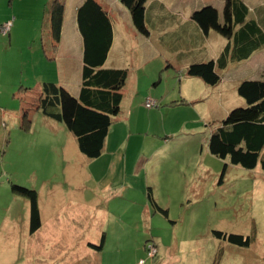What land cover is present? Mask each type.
Listing matches in <instances>:
<instances>
[{
    "label": "rangeland",
    "instance_id": "rangeland-1",
    "mask_svg": "<svg viewBox=\"0 0 264 264\" xmlns=\"http://www.w3.org/2000/svg\"><path fill=\"white\" fill-rule=\"evenodd\" d=\"M226 1L179 0L188 10L212 2L220 14ZM244 1L252 9L264 4V0ZM50 5L51 1L47 8ZM17 7L15 10L20 11ZM26 24L30 26L31 22ZM24 42H28L24 35L17 36L12 46L0 53V227L4 217L12 218L8 227L0 228V264H215L219 250L223 254L216 264H264V171L261 165L255 169L234 165L229 158L213 155L208 146L211 133L228 115H221L223 106L229 105L232 110L246 105L237 87L232 88L234 79L243 75L261 78L264 74V47L250 60L224 72L218 113L202 122H193L192 114L187 113L191 130L180 135L181 142L177 134L176 146L164 152L162 166L153 161L146 168L141 160L138 170L136 161L132 168L129 161L126 169L114 161L118 153L111 150L110 155L87 164L86 174L77 170V159L70 158L72 151L66 152L70 133L63 122H55L41 109L31 107L28 115H23L27 107L35 106L29 102L37 92L34 83L40 79L38 75L49 81L55 66L46 56L53 55L50 49L47 54L43 49L40 56L29 47L25 50L21 46ZM226 42L218 34L211 35L207 46L215 56ZM149 45L147 41L138 44L126 68L134 74L137 68L140 74L149 71L157 89L160 84H169V77L162 82L160 79L175 72V59L167 52H155V48L145 55ZM119 50L116 56L123 54ZM146 56L149 60L144 63ZM21 85L28 88V94L20 92ZM148 85V81H141L143 90ZM182 108L192 112L195 107ZM54 123L62 127L57 133L52 129ZM177 145L179 149L175 150ZM137 171L143 172L138 176ZM146 176L147 188H153V198L167 214L149 204L146 193L127 196L123 191L116 195L115 188L121 190L118 186L124 182L136 184V177L146 181ZM13 184L38 191L46 217L35 235L30 234L27 222L30 202L12 190ZM55 200H59L58 209L69 206L73 214L69 208L59 211ZM85 208L86 226V217L76 214ZM213 230L253 235L255 239L250 247H240L214 237ZM99 231L108 236L104 248L93 250L91 257L82 256L84 240L89 236L99 243L101 238H94ZM72 238L79 242L70 244Z\"/></svg>",
    "mask_w": 264,
    "mask_h": 264
},
{
    "label": "crops",
    "instance_id": "crops-1",
    "mask_svg": "<svg viewBox=\"0 0 264 264\" xmlns=\"http://www.w3.org/2000/svg\"><path fill=\"white\" fill-rule=\"evenodd\" d=\"M49 1H51L52 4V1L54 0H0V25L12 22L8 33L3 34L2 31H0V53L3 52L6 47L12 46L15 37L17 38V36L20 37L23 35L24 40L29 42L21 44V46L25 47V50L29 47L34 50L36 54L39 52L41 56V51L43 49H45V54L48 53L47 48L50 49L51 53L53 52V55L46 56L49 57L51 64L54 63L55 65L53 71L54 74L52 72L53 78L49 81H45L42 79L43 77L41 75H38L40 79L35 80L34 83L36 85V90H39L44 82H55L67 88L73 95L79 96L82 87V73L84 66V41L77 23V10L85 0H64L65 7L59 40H56L55 37H53L52 32L48 27L49 8H47V5ZM101 2L109 11L114 28V41L105 63V67H129L128 62L132 58L133 50L139 47L138 44H143L145 41L151 44L145 47V55L148 51L155 48V52H167L171 54L173 59H175V72L173 74L168 73L164 79H160V82H162L169 77L167 80V83L170 81L169 84L164 86L163 84H160V88L157 87V89H155L157 83H151L152 79L149 75V71H146L147 73L145 72V74H140L139 69L137 68L138 71L134 74L130 69V74L123 90L124 98L122 101L121 112L115 117L113 124L109 129L105 149L102 155H110L111 150L118 153L114 156V161H116L119 166L126 167V169L129 166V161L130 168L133 167L135 161L137 162V170L141 160H143L142 164H144L146 168L149 167L153 161H155L154 165L157 164L162 166L165 161L164 152L171 150L172 147L176 146L175 138L177 134V138L180 139L181 142L183 138L180 137V135L185 134V131L191 130V128H188L187 124V113L190 115L192 114L193 122L209 120L214 114L218 113V93L219 89L224 88V86H221L224 85L222 84V81L224 82V77L219 85L210 86L201 78L189 76L187 74V68L192 63L218 59L225 50L229 40L214 30L210 31L209 34H205L198 26L197 22L192 18L194 11L207 5L215 6L212 2H205L199 7L193 5L192 8L188 10L187 8H184V5L180 3L179 0H149L147 4V18L150 17L152 19L150 24L153 26L151 27L149 24L151 31L150 36H144L137 31L133 24L129 9L121 0H102ZM17 6L21 7L20 11L15 10L18 9ZM251 17H253V14ZM27 22H31V25L28 26L26 24ZM24 24L25 27H23ZM21 28H23V31H21ZM215 33L222 36L224 39L226 38L227 42L221 50L218 51V55L214 56L207 45L211 35H216ZM46 37L47 43H45ZM29 38L31 39L29 40ZM157 42L158 45H152V43L156 44ZM124 43H126V46L124 45L125 47H123ZM24 47H22V49ZM118 49H120L119 51L123 54L116 56ZM257 51L246 60L238 63L231 62L224 72L226 73L232 65H240L242 62L250 60ZM126 57H128V59H126ZM38 59L39 63H41V57H38ZM120 59L123 61L119 62ZM148 60L149 57L146 56L144 63ZM44 61L48 60L44 57ZM243 76H237L238 78H236V80L234 79L232 88H236L242 80L251 78ZM141 81L144 83L146 81L149 82L148 87L144 90L141 87ZM202 83H205V85ZM27 91L28 89L21 85L20 92L24 93ZM230 97H233V94L230 93ZM148 98L155 99L158 102V106L147 108L145 102ZM185 105H194L195 108L194 110L192 109V112H186L183 110L184 108H182L185 107ZM230 110L229 105L223 106V113L221 115L225 112L228 114ZM52 120L60 122L55 119ZM53 125L54 127H52V129L56 133L62 129V127L59 128L60 126H57L55 123ZM69 133V142L66 144L68 149L66 152L69 153V149L72 151L70 158L74 157L77 159V170L86 173L88 172V169L85 166L95 159L86 157L80 151L76 137L72 132L69 131ZM176 149H179V145H177L175 150ZM226 165L228 166V164ZM137 172V175L140 176L143 171ZM147 177L148 176H146V181H144L145 178L138 177V179L136 177V184L128 183V181L124 182L125 184L118 186L121 190L115 188L116 195L123 191H127V196H130L129 194L140 196V194L146 193L150 199L149 204L152 203L151 205L154 207L155 205L151 197H153L155 193L153 188H147V186H149ZM130 191H132V193H129ZM53 193L50 195H53ZM55 194L56 193H54V195ZM156 202L158 203V201ZM55 205L58 209L59 200H55ZM158 205L161 206L159 203ZM68 208L70 213H72L69 206L60 207L58 210L60 211ZM40 210L42 222L44 224L43 218L45 219L46 216H44V209H42V207H40ZM76 214L77 216L81 215L86 217L84 218V222L87 220L86 208L81 214L78 212H76ZM3 220V227L0 228L8 227L12 222V218L9 215L4 217ZM27 222L29 223L30 229V210ZM86 224L87 221L84 226H86ZM102 234L103 232L100 234L99 231L94 234V238L96 237L99 239L102 237ZM107 237L106 233L105 243ZM79 240H81V238H79ZM84 241L85 245H82L84 246L83 250L78 248L82 251V256L85 255L86 257H91V253H95L93 250L100 251L91 245L99 244L100 242L95 243L91 241L89 236H87ZM77 242L79 241L72 238L70 244L74 245L75 243L77 244ZM1 243H3V240H0V244ZM80 260L81 258L79 261Z\"/></svg>",
    "mask_w": 264,
    "mask_h": 264
},
{
    "label": "trees",
    "instance_id": "trees-1",
    "mask_svg": "<svg viewBox=\"0 0 264 264\" xmlns=\"http://www.w3.org/2000/svg\"><path fill=\"white\" fill-rule=\"evenodd\" d=\"M121 1L129 9L137 31L150 36L149 0ZM64 7V0H54L48 10V27L56 40L60 39ZM192 18L205 34L214 30L229 40L218 59L192 63L187 68L189 76L201 78L210 86L221 83L231 62L246 60L264 47V4L252 9L244 0H227L222 14L215 6L207 5L194 11ZM77 23L84 41L79 96L58 83L44 82L30 96L29 103L35 106L24 108L23 115L36 108L41 109L45 116L63 122L76 137L80 151L90 159H97L103 154L109 129L121 112L123 90L130 70L105 67L114 41V28L110 13L100 0H85L79 6ZM237 92L245 99L246 105L232 109L222 125L211 133L209 150L221 159L229 158L234 165L246 169L261 165L264 171V75L242 80ZM12 190L30 202L29 231L34 235L43 225L38 191L17 184L12 185ZM151 199L167 214V210L162 209L153 197ZM213 235L240 247H250L255 239L253 235L221 230H213ZM105 240L106 233L103 232L100 243L91 245L102 250ZM222 254L219 250L215 264Z\"/></svg>",
    "mask_w": 264,
    "mask_h": 264
},
{
    "label": "built area",
    "instance_id": "built-area-1",
    "mask_svg": "<svg viewBox=\"0 0 264 264\" xmlns=\"http://www.w3.org/2000/svg\"><path fill=\"white\" fill-rule=\"evenodd\" d=\"M11 25H12V22H7L3 24L1 26L2 33L6 34L10 30ZM145 105L147 108H152V107L158 106V102L153 98H148L145 102ZM155 252H156L155 250H152V255H155L156 254Z\"/></svg>",
    "mask_w": 264,
    "mask_h": 264
}]
</instances>
